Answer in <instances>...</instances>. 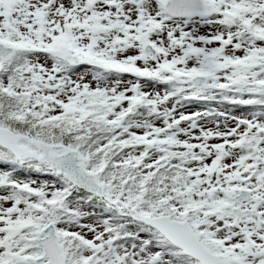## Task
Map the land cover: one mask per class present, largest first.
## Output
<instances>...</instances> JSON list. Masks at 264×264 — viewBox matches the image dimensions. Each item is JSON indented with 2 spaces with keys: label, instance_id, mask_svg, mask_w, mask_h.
Instances as JSON below:
<instances>
[{
  "label": "snow or ice",
  "instance_id": "1",
  "mask_svg": "<svg viewBox=\"0 0 264 264\" xmlns=\"http://www.w3.org/2000/svg\"><path fill=\"white\" fill-rule=\"evenodd\" d=\"M0 264H264V0H0Z\"/></svg>",
  "mask_w": 264,
  "mask_h": 264
}]
</instances>
